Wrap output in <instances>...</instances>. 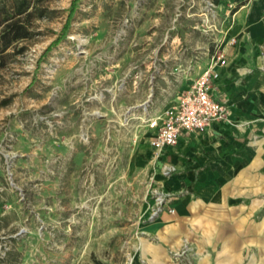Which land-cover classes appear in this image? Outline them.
<instances>
[{"label":"rangeland","instance_id":"1","mask_svg":"<svg viewBox=\"0 0 264 264\" xmlns=\"http://www.w3.org/2000/svg\"><path fill=\"white\" fill-rule=\"evenodd\" d=\"M260 1L33 0L46 18L0 62V264L132 259L165 196L140 119L180 102Z\"/></svg>","mask_w":264,"mask_h":264},{"label":"crops","instance_id":"2","mask_svg":"<svg viewBox=\"0 0 264 264\" xmlns=\"http://www.w3.org/2000/svg\"><path fill=\"white\" fill-rule=\"evenodd\" d=\"M237 20L212 82L229 122L162 154L161 168L177 172L158 180L166 203L133 243V264H264V0Z\"/></svg>","mask_w":264,"mask_h":264},{"label":"built area","instance_id":"3","mask_svg":"<svg viewBox=\"0 0 264 264\" xmlns=\"http://www.w3.org/2000/svg\"><path fill=\"white\" fill-rule=\"evenodd\" d=\"M236 40H230L229 46L236 45ZM225 54L214 57L210 67L205 70L198 79L194 80L180 102L166 108L161 114L152 117L145 116L141 122L148 131L153 132L149 139V145L159 160L162 154L170 148H175L180 138L185 133L203 132L215 124L229 122L230 112L227 106L216 100L212 95V82L217 78L214 67L225 66ZM162 175L171 177L177 172L174 166L164 165ZM161 206L155 216L161 211L166 203V197L158 199ZM175 213L174 210H170ZM188 253L185 248L175 255L183 257ZM129 259L127 264H132Z\"/></svg>","mask_w":264,"mask_h":264},{"label":"trees","instance_id":"4","mask_svg":"<svg viewBox=\"0 0 264 264\" xmlns=\"http://www.w3.org/2000/svg\"><path fill=\"white\" fill-rule=\"evenodd\" d=\"M224 0H214L218 6ZM249 0H233L236 5L232 11L237 13ZM48 9L36 7L33 0H4L0 7V62L12 56L19 44L29 40L32 36L29 26L30 19L36 13L41 19L46 18ZM93 264H107L101 260L93 259Z\"/></svg>","mask_w":264,"mask_h":264}]
</instances>
